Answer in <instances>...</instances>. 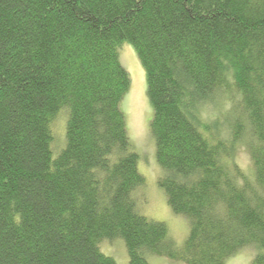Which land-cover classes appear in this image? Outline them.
Here are the masks:
<instances>
[{"label": "trees", "instance_id": "trees-1", "mask_svg": "<svg viewBox=\"0 0 264 264\" xmlns=\"http://www.w3.org/2000/svg\"><path fill=\"white\" fill-rule=\"evenodd\" d=\"M125 42L146 70L159 183L190 222L181 247L138 209ZM227 95L224 120L206 111ZM116 237L129 264H226L246 245L264 264V0H0V264H119L99 247Z\"/></svg>", "mask_w": 264, "mask_h": 264}, {"label": "rangeland", "instance_id": "rangeland-1", "mask_svg": "<svg viewBox=\"0 0 264 264\" xmlns=\"http://www.w3.org/2000/svg\"><path fill=\"white\" fill-rule=\"evenodd\" d=\"M119 52L121 62L131 77V85L122 99L121 108L125 115L127 131L133 149L139 154V171L145 177V183L137 190L138 209L140 213L151 219L165 222L168 226L169 235L174 239L177 246L181 247L189 235L190 222L186 216L174 212L168 202L164 188L159 183L165 170L157 160L156 140L150 128L153 107L148 95L146 70L133 44L125 42L119 48ZM229 98L227 95L222 97V100L218 102L219 104H208L206 111L224 120V115L230 112L231 101ZM67 120L68 109L64 108L52 123L53 157H57L66 145ZM235 160L246 173L254 174L246 143L239 142L237 144ZM99 247L104 253L114 257L119 264H129L128 249L122 237L103 238L99 242ZM256 252V246L246 245L228 258L226 264H249ZM145 255L150 264H186L183 261L149 252Z\"/></svg>", "mask_w": 264, "mask_h": 264}]
</instances>
